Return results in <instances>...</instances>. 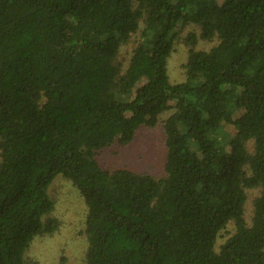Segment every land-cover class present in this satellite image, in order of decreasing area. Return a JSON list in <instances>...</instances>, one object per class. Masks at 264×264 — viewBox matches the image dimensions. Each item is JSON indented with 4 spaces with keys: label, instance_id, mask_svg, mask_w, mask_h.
Segmentation results:
<instances>
[{
    "label": "trees",
    "instance_id": "1",
    "mask_svg": "<svg viewBox=\"0 0 264 264\" xmlns=\"http://www.w3.org/2000/svg\"><path fill=\"white\" fill-rule=\"evenodd\" d=\"M143 127L157 177L99 163ZM59 175L84 264H264V0H0V264L58 230Z\"/></svg>",
    "mask_w": 264,
    "mask_h": 264
},
{
    "label": "rangeland",
    "instance_id": "2",
    "mask_svg": "<svg viewBox=\"0 0 264 264\" xmlns=\"http://www.w3.org/2000/svg\"><path fill=\"white\" fill-rule=\"evenodd\" d=\"M222 2V0H217ZM196 31L188 27L184 34ZM213 43H200L199 49L208 50ZM128 48L126 49V53ZM185 46L178 42L173 54L167 61V75L170 83L180 82L183 79L182 64L186 60ZM163 132L161 127L156 129L140 128L127 147L113 145L98 153L97 160L103 167L111 169H129L136 173H145L153 177L159 174V167L164 164L165 150L162 144ZM48 195L54 202L51 216L60 221V226L52 235L37 236L33 239L24 254L25 264H84L87 242L85 239L84 221L86 207L84 201L71 185L60 175L57 176L48 188ZM255 192H250L248 199H253ZM229 226L218 238L216 250L227 233ZM62 260V261H61Z\"/></svg>",
    "mask_w": 264,
    "mask_h": 264
}]
</instances>
